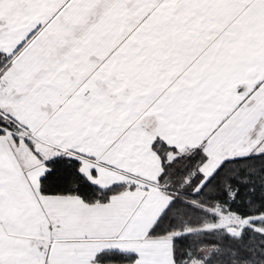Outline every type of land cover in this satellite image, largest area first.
<instances>
[{
	"label": "snow or ice",
	"instance_id": "obj_1",
	"mask_svg": "<svg viewBox=\"0 0 264 264\" xmlns=\"http://www.w3.org/2000/svg\"><path fill=\"white\" fill-rule=\"evenodd\" d=\"M0 264H264V0H0Z\"/></svg>",
	"mask_w": 264,
	"mask_h": 264
},
{
	"label": "trees",
	"instance_id": "obj_2",
	"mask_svg": "<svg viewBox=\"0 0 264 264\" xmlns=\"http://www.w3.org/2000/svg\"><path fill=\"white\" fill-rule=\"evenodd\" d=\"M227 167V166H226Z\"/></svg>",
	"mask_w": 264,
	"mask_h": 264
}]
</instances>
